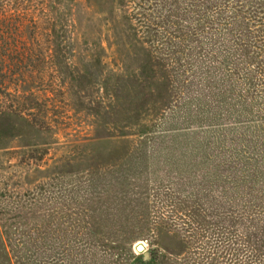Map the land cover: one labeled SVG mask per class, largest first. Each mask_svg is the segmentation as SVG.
<instances>
[{
  "label": "rangeland",
  "instance_id": "rangeland-1",
  "mask_svg": "<svg viewBox=\"0 0 264 264\" xmlns=\"http://www.w3.org/2000/svg\"><path fill=\"white\" fill-rule=\"evenodd\" d=\"M0 24V264L165 262L197 225L212 264H264V0H0Z\"/></svg>",
  "mask_w": 264,
  "mask_h": 264
},
{
  "label": "trees",
  "instance_id": "trees-1",
  "mask_svg": "<svg viewBox=\"0 0 264 264\" xmlns=\"http://www.w3.org/2000/svg\"><path fill=\"white\" fill-rule=\"evenodd\" d=\"M197 226L200 227V225H197ZM199 227L195 228V226H194L193 231H196L197 233L199 232V230L201 231L197 234V237L201 238L202 241H200V240L190 241L191 237H187L188 239L184 237L183 240L186 239V241L185 240L181 241V245H182L181 250L178 251V254L173 255L172 260L166 259L165 262H162V261L159 262L155 258L154 259L151 258L149 260H144L143 255L140 254L139 256L136 257L137 264H167V261L169 262V264H212V262L215 261L214 258H216V256L214 254L210 255V254H208V252H206V250H205L206 247H204V246H206L207 240L205 242H203V239L204 240L206 239V238H204L205 231L202 230L201 227L200 228ZM190 233H192V230L190 232H188V234H190ZM192 235H193V233H192ZM243 240L245 242V245L251 247V250H252L251 254L253 253V255H251V256L254 257V255L256 254L255 247L253 245L249 244L250 241L248 240V238H244ZM193 246H196V249L194 251V254H191L192 252L189 253V250ZM226 246H227V248L223 247V248H220V250L222 249V252L226 253V256L228 257L224 264H230V262L232 263L235 261V260H232V258L235 256L232 253L233 252V249L231 247L232 245L228 246V244H227ZM216 251H218V250H216ZM139 253H141V252H139ZM152 254H154L153 251H152ZM222 260L224 261L223 258H222ZM244 262L245 261L240 260V264H243Z\"/></svg>",
  "mask_w": 264,
  "mask_h": 264
},
{
  "label": "water",
  "instance_id": "water-1",
  "mask_svg": "<svg viewBox=\"0 0 264 264\" xmlns=\"http://www.w3.org/2000/svg\"><path fill=\"white\" fill-rule=\"evenodd\" d=\"M136 249H137L138 252H141V251L144 250V248H143L141 245H138V246L136 247ZM146 257L148 258V256H146Z\"/></svg>",
  "mask_w": 264,
  "mask_h": 264
},
{
  "label": "bare ground",
  "instance_id": "bare-ground-1",
  "mask_svg": "<svg viewBox=\"0 0 264 264\" xmlns=\"http://www.w3.org/2000/svg\"><path fill=\"white\" fill-rule=\"evenodd\" d=\"M137 247V246H136Z\"/></svg>",
  "mask_w": 264,
  "mask_h": 264
}]
</instances>
